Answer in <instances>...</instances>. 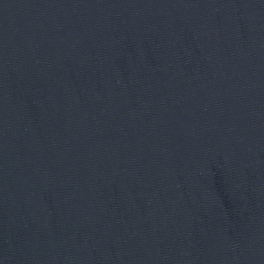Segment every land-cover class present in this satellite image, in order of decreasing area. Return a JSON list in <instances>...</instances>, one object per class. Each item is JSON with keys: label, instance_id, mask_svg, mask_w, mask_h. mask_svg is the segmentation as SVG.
<instances>
[{"label": "water", "instance_id": "obj_1", "mask_svg": "<svg viewBox=\"0 0 264 264\" xmlns=\"http://www.w3.org/2000/svg\"><path fill=\"white\" fill-rule=\"evenodd\" d=\"M0 264H264V0H0Z\"/></svg>", "mask_w": 264, "mask_h": 264}]
</instances>
